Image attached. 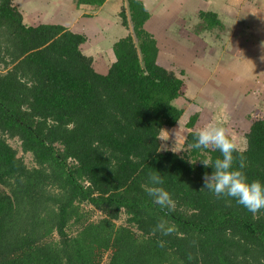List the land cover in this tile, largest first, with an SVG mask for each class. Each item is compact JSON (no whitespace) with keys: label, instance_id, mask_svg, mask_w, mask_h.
Instances as JSON below:
<instances>
[{"label":"trees","instance_id":"1","mask_svg":"<svg viewBox=\"0 0 264 264\" xmlns=\"http://www.w3.org/2000/svg\"><path fill=\"white\" fill-rule=\"evenodd\" d=\"M15 1L0 0V264H104L107 254L106 264H264V211L254 217L202 189L214 169L201 160L221 154L191 147L195 119L180 154L162 151L163 132L184 116L176 103L187 84L159 63L142 0H125L129 35L106 74L81 51L85 36L30 26ZM245 138L241 171L264 183V112ZM150 173L163 178L173 211L148 196ZM161 219L175 232L154 233Z\"/></svg>","mask_w":264,"mask_h":264},{"label":"crops","instance_id":"2","mask_svg":"<svg viewBox=\"0 0 264 264\" xmlns=\"http://www.w3.org/2000/svg\"><path fill=\"white\" fill-rule=\"evenodd\" d=\"M75 1L36 0L37 7L44 9L47 15L41 12L38 16L33 15V26L60 25L85 36L87 42L81 46V51L93 58L94 66L102 67L100 69L102 72L95 67L97 72L106 74L114 63V45L129 35L120 18V13L127 4L125 0H106L101 7L88 5L78 7L75 6ZM57 2L64 3L65 6L70 5L71 10L66 12L64 7L61 9L57 5ZM142 2L151 14V19L145 28L157 40L158 61L166 69L177 73V69L181 68L182 59L189 56L195 58L191 43H195L199 38L201 40L205 32L215 30L216 33L222 28L226 34L220 37L221 34L218 32L216 38L226 39L227 45L222 44V48L217 47L214 52L211 46L205 50L206 58L219 60V62L213 61L214 65L221 69L219 76L221 81L217 83L221 86L224 84L223 89L228 90L236 88L232 86L234 83L251 86L264 82V60L261 59L264 56V46H262L264 45V0H142ZM201 14L214 15L217 18L216 23L214 24L212 19H201ZM43 16L47 20L46 24L39 23ZM208 21L214 25L210 26ZM224 54L226 58L223 57ZM241 63H244L242 67L238 65ZM194 72L201 73L202 70H194ZM248 76L250 78H247ZM204 82L213 83L210 79ZM231 82L232 85L229 84ZM223 89L220 90L224 91ZM188 90L187 84L186 96L177 101L178 107L186 106L184 100ZM260 110L259 112H262ZM256 113L257 110L252 114L253 116L250 114L247 117L249 125ZM245 149L246 147L243 150Z\"/></svg>","mask_w":264,"mask_h":264},{"label":"rangeland","instance_id":"3","mask_svg":"<svg viewBox=\"0 0 264 264\" xmlns=\"http://www.w3.org/2000/svg\"><path fill=\"white\" fill-rule=\"evenodd\" d=\"M67 1L71 2V0H66V2ZM15 4L22 12L26 24L30 26H33V15L38 16L40 12L41 14L45 13V16L47 15L44 9L37 7L38 4L36 0H16ZM57 5L61 9L64 7L66 12L71 10L69 9L70 5L65 6V4L61 2H57ZM63 15L67 16V14ZM45 16L40 19L39 23L46 24L47 20ZM218 30L217 31L221 34L220 37L226 34L222 31V28ZM218 32L215 33V30L209 33L205 32L201 40L199 38L195 43H191L193 48L192 54L195 58L189 56V58L181 60L180 65L182 69L180 67L177 69V75L188 84L189 88L188 95L184 100L186 106L179 105L185 113L179 125L175 126L174 129L168 128L163 132L161 136L162 151L172 150L180 154L184 149L186 136L191 132V130L188 129V125L194 119L195 131L209 123H214L224 127L230 136L235 137L238 147L244 149L246 147L245 134H247L250 129L247 117L250 116V114H254L256 110L259 112L261 109L260 111L264 112V82L261 84L251 83V86H247L248 84L242 85L240 82L241 85L237 83L232 85L231 82L229 84L236 88L228 90L223 89L225 87L224 84L223 86L218 84L221 81V77H219L221 76V69L214 65L213 61L219 62V60H211L205 57V50H208L206 48L211 46L214 52V50L216 51L218 49L217 47L222 48V44L224 46L227 45L226 39L221 40L220 37H218V39L216 38ZM194 50L197 52H194ZM201 56H204V58H201ZM223 57L226 58V54H224ZM101 63H103V61ZM107 64L105 67H107ZM241 64L238 65L242 67L244 63ZM95 67L99 72H102L100 70L102 68L101 66L95 65ZM193 69L197 71L202 70V72L197 73L194 72ZM191 71L193 72L192 74ZM183 72H185V74ZM260 77L263 78V76ZM247 78L250 77L248 76ZM207 79H210L213 83L205 84L204 80ZM9 143L14 149L20 151L19 144L16 143V141H9ZM19 157H22L21 153ZM24 159L29 167H33L31 156H25ZM124 223L125 218L123 217V220L119 224ZM108 261L109 254L105 256L104 264L108 263Z\"/></svg>","mask_w":264,"mask_h":264},{"label":"clouds","instance_id":"4","mask_svg":"<svg viewBox=\"0 0 264 264\" xmlns=\"http://www.w3.org/2000/svg\"><path fill=\"white\" fill-rule=\"evenodd\" d=\"M264 46V45H262ZM264 60V56L261 57ZM193 149H212L219 151L221 158L214 161L209 159L201 160L205 168L212 167L214 170L203 176L204 186L202 189L209 190L216 198L235 199L236 202L252 213L264 211V183L259 180L248 181L241 169L245 167L243 149L238 147L234 136H230L227 130L214 123H209L195 132V142L191 145ZM240 153L239 167H234L236 156ZM149 184L145 191L155 205L161 209L173 211L175 201L171 194L163 188L164 180L157 173H150ZM154 233L159 232L162 236H168L175 232L166 220H159L153 229ZM160 247H164V241H158Z\"/></svg>","mask_w":264,"mask_h":264}]
</instances>
